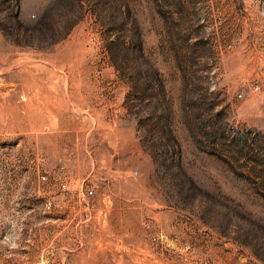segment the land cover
<instances>
[{"label":"rangeland","instance_id":"obj_1","mask_svg":"<svg viewBox=\"0 0 264 264\" xmlns=\"http://www.w3.org/2000/svg\"><path fill=\"white\" fill-rule=\"evenodd\" d=\"M0 264H264V0H0Z\"/></svg>","mask_w":264,"mask_h":264},{"label":"built area","instance_id":"obj_2","mask_svg":"<svg viewBox=\"0 0 264 264\" xmlns=\"http://www.w3.org/2000/svg\"><path fill=\"white\" fill-rule=\"evenodd\" d=\"M86 194L87 195H92L93 194V190L91 188H87Z\"/></svg>","mask_w":264,"mask_h":264}]
</instances>
